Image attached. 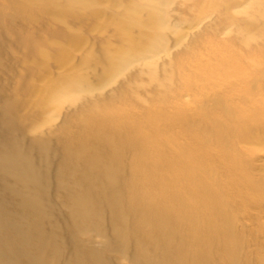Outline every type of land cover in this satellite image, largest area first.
<instances>
[{
	"label": "bare ground",
	"instance_id": "obj_1",
	"mask_svg": "<svg viewBox=\"0 0 264 264\" xmlns=\"http://www.w3.org/2000/svg\"><path fill=\"white\" fill-rule=\"evenodd\" d=\"M163 4L0 0V264L255 262L244 219L264 234V179L217 176L209 146L179 143L204 130L183 106L204 77L153 59ZM210 4L195 17L235 19L264 74V0Z\"/></svg>",
	"mask_w": 264,
	"mask_h": 264
},
{
	"label": "rangeland",
	"instance_id": "obj_2",
	"mask_svg": "<svg viewBox=\"0 0 264 264\" xmlns=\"http://www.w3.org/2000/svg\"><path fill=\"white\" fill-rule=\"evenodd\" d=\"M163 1L162 7L166 13L163 26L146 25L151 29L163 31L165 36V38L161 36L160 41L154 44H148L156 45L165 51L157 53L153 59L158 58L160 63L167 64V68L173 71L179 70L176 65L179 60L184 59L188 66L185 72L187 75H191L189 73L191 70L194 74L204 77V86L196 87L183 95V106L187 108V114L196 120L195 131L198 124L204 130L195 133L193 135L195 139L190 137L191 135L181 134L179 143L190 142L194 152L198 150L197 142L205 148L209 146V156L213 157V167L216 169L217 176L225 174L221 170L224 171L228 167L238 176L243 175L245 179L251 178L248 184L254 187L259 185L264 179V79L261 80L264 74L260 69L242 65L244 57L252 56V50L256 48L244 45L240 31L236 28L235 19L228 20L226 14L217 13L215 16L211 15L203 19L195 17L198 12H204L202 9L215 0ZM103 5L109 4L104 2ZM117 7V10H124L123 6ZM244 8L245 6L235 5L230 8V11H242ZM152 11L154 12L155 8ZM139 16L143 17L144 13L142 12ZM94 40L97 39L94 38ZM32 43L35 45V42ZM39 44L44 45V43ZM197 46L195 50L192 48ZM259 57V61H263L264 55ZM254 76L260 80L256 85V91L249 89L251 83H248ZM245 92L248 96H253L254 93L256 99L258 97L255 105L248 100L245 101L246 104L242 101ZM209 95L210 97L222 96L229 111L225 112L223 105H215L213 99H210L204 108L201 100ZM252 100H254L253 97ZM208 116L217 119V122ZM170 128L175 135L180 132L177 124ZM256 137H261V140L258 138V141ZM261 196H263L261 193L255 194L257 198ZM242 211L239 209L236 212L242 216L240 214ZM247 218L249 217L246 216L244 221L250 231L251 239L258 241L256 245L251 243L246 250L247 254L254 258L253 264H264V258L259 259L264 256V234L258 231Z\"/></svg>",
	"mask_w": 264,
	"mask_h": 264
}]
</instances>
